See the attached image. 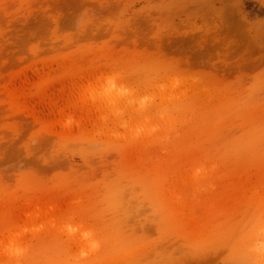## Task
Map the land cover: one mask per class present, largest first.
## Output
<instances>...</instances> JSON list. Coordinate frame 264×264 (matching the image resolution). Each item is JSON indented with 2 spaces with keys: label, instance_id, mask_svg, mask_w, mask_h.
Wrapping results in <instances>:
<instances>
[{
  "label": "rangeland",
  "instance_id": "obj_1",
  "mask_svg": "<svg viewBox=\"0 0 264 264\" xmlns=\"http://www.w3.org/2000/svg\"><path fill=\"white\" fill-rule=\"evenodd\" d=\"M0 264H264V0H0Z\"/></svg>",
  "mask_w": 264,
  "mask_h": 264
},
{
  "label": "bare ground",
  "instance_id": "obj_2",
  "mask_svg": "<svg viewBox=\"0 0 264 264\" xmlns=\"http://www.w3.org/2000/svg\"><path fill=\"white\" fill-rule=\"evenodd\" d=\"M92 232H93L92 230L87 231V232L85 233V236H86V235L89 236L90 234L92 235ZM94 233H95V232H94ZM88 236H87V237H88ZM85 238H86V237H85Z\"/></svg>",
  "mask_w": 264,
  "mask_h": 264
}]
</instances>
